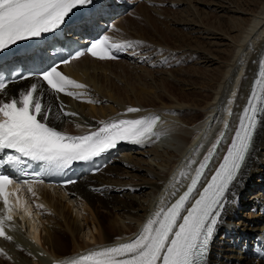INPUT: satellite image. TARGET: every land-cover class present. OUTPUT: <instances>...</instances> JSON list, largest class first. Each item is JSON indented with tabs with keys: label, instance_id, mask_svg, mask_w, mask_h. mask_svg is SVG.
Listing matches in <instances>:
<instances>
[{
	"label": "bare ground",
	"instance_id": "obj_1",
	"mask_svg": "<svg viewBox=\"0 0 264 264\" xmlns=\"http://www.w3.org/2000/svg\"><path fill=\"white\" fill-rule=\"evenodd\" d=\"M180 1L170 5L178 6ZM187 1L189 8L185 13L189 15L191 10L192 18L187 16L186 20L173 17V22L160 16L164 14L163 9L147 7V2L162 5L163 0H145L137 3L129 13L119 14L111 23L113 29L107 34L123 42L142 41L143 44L132 46L135 56H124L115 62L80 57L65 64L62 67L65 74L86 85L84 89H71L84 94L80 99L63 93L57 96L45 86L41 88L45 105H50L53 110L50 124L62 130L68 128L71 132H83L94 129L101 121L117 119L128 107L137 106L142 111L159 114V130L175 132V141L153 138L152 142L144 145L130 142L120 145L125 149L132 146L130 149H143L140 154H144L146 159H132V154L120 158L114 148L115 154L109 165L65 189L49 190L34 183L31 187L35 196L27 189H20L18 196L27 202L25 207L31 213L28 215L24 211L23 216L27 215L32 220L34 232L44 221L41 231L46 236H42L39 230L38 237L32 235L37 242L33 245L21 233L9 230L12 240L0 239V264H8L6 261L9 264H49L54 258L69 264L81 254L134 239L158 206H166L174 200L175 197L168 194L175 190L171 187L173 177L181 179L179 172L190 160L201 158L223 129L224 122L229 120L228 134L220 145L223 149L218 151L214 163L216 167L248 104L247 95L253 78L264 65V0H212L215 7L206 11L205 18H201L195 7L211 8L206 1ZM170 26L179 27L180 33L168 29ZM262 38L263 45L254 51ZM149 44H154L151 45L153 51H149ZM147 61L149 65H145ZM182 61L195 62L196 67L192 70L179 67L176 70L178 76L168 70L172 64L178 66ZM152 65L157 70L149 69ZM32 83L42 85L36 78L7 85L0 98L18 95ZM175 84L179 88H175ZM88 99L99 106L82 103ZM60 108L78 115L65 117ZM202 115L205 118L201 120ZM261 121H264V114ZM201 144L204 147H199ZM262 150L264 122L257 127L253 150L242 176L227 194L230 202L226 204L221 223L209 244L205 264H264V259L251 257L249 249L257 239L264 243V212L259 209L264 208V191L255 192L253 186L262 178ZM184 185L185 181L177 184L176 188L180 191ZM138 188L144 190L145 196L139 194V200L134 192ZM111 191L123 196L113 197ZM248 200L258 219L238 227L236 221L240 206L242 201ZM10 201L14 204L16 197L12 196ZM37 205L43 207L38 208ZM64 211L68 216L74 212V218L70 220ZM81 222L84 226L80 225ZM89 223L95 233L87 238L91 243L83 240V236H87L83 230H89ZM220 232L223 236L220 242H216L215 236ZM80 234L81 240L78 239ZM225 236H229V241L224 242ZM238 238L243 240H239L242 245L237 243ZM69 242L73 249L71 256L68 254ZM4 258L6 261L2 262Z\"/></svg>",
	"mask_w": 264,
	"mask_h": 264
},
{
	"label": "snow or ice",
	"instance_id": "obj_2",
	"mask_svg": "<svg viewBox=\"0 0 264 264\" xmlns=\"http://www.w3.org/2000/svg\"><path fill=\"white\" fill-rule=\"evenodd\" d=\"M91 3L93 0H0V51L18 41L55 32L67 22L76 8ZM108 40L105 36L90 42L85 51L75 52L71 59H78L87 53L98 60H113L117 58L115 50L143 44L142 41H125L110 45ZM260 77L251 92L248 106L239 117L226 155L221 158L222 162L206 184L202 180L228 134L227 121L205 150L202 159L190 160L178 174L181 179L173 177L171 187L175 190L168 194L175 197L174 201L166 206H158L134 239L90 251L69 264H204L209 244L221 223L226 204L230 202L227 194L242 176L253 150L257 127L264 122L260 119L264 114V71ZM37 79L42 80L43 85L32 83L18 95L0 98V154H3L0 156V168L10 166L24 177L28 173L23 166L30 161L41 164L43 174H47L52 170L69 168L77 161L93 160L116 148L122 141L144 145L164 134L158 128L160 117L147 115L138 119L101 121L102 126L95 131L69 135L50 124L53 110L50 105H45L41 88L46 86L57 96L63 93L80 99L84 94L71 89H84L86 85L63 74L57 66L40 73ZM6 87V84L0 83V93L5 92ZM85 102L95 101L88 99ZM141 111L137 107L126 109V113ZM60 112L65 117L78 115L64 108H60ZM228 114H232L230 110ZM199 147L204 146L201 144ZM39 175L41 173L35 174L37 177ZM183 181H187V184L185 190L180 192L176 185ZM37 182L43 181L16 180L0 173V201L4 208V215L0 216V237L12 240L5 228L13 220L14 210L24 209L26 214L31 215L25 207L27 202L17 193L20 192L19 185H27V191L35 196L31 184ZM13 184L18 187L9 191ZM12 196H16L14 204L9 199ZM164 200L166 197L162 198V204ZM37 207L42 208L43 205Z\"/></svg>",
	"mask_w": 264,
	"mask_h": 264
},
{
	"label": "rangeland",
	"instance_id": "obj_3",
	"mask_svg": "<svg viewBox=\"0 0 264 264\" xmlns=\"http://www.w3.org/2000/svg\"><path fill=\"white\" fill-rule=\"evenodd\" d=\"M164 2H163V4L162 5H152V4H150V2L148 3L147 2V7L148 8H150V9H163L164 10V14L162 15V14H160V16H163V17H166L165 19H169V20H172L173 22H175L174 20H173V17H179V18H177L178 20L181 18V19H184V20H186L187 19V16H189L188 17V19H190V17L192 18V15H191V10L189 11L190 12V14L188 15V14H186L185 12L188 10V8H189V6H188V4H189V2L187 1V0H181L180 2H179V5L178 6H176L175 4H174V7H173V5H170V3H172V2H177V1H179V0H163ZM203 1H206V3H207V5H210L211 6V8L209 7V8H207V6H196L195 7V10H197V11H199V13H200V15H201V18H205V14L208 12V10L210 11L212 8H214L215 6H213L214 4H215V2L213 3V1L212 0H203ZM213 4V5H212ZM192 6H194V4H193V2H192ZM191 6V7H192ZM167 8H168V10H167ZM133 9H135L134 7H132V9L130 10V11H132ZM186 10V11H185ZM170 11V12H169ZM173 11V12H172ZM201 11V12H200ZM207 11V12H206ZM152 12H154V11H152ZM184 12V13H183ZM169 13V14H168ZM127 14V13H126ZM158 15H159V13H157ZM183 16V17H182ZM185 16V17H184ZM210 17H213V16H208V18H210ZM180 19V20H181ZM171 21V22H172ZM178 22V21H177ZM180 22V21H179ZM149 26V25H148ZM147 26V28L148 29H150L149 27ZM182 26V22L180 23V26L179 27H181ZM179 27H172V26H170V28H168V29H170L171 31L173 30L175 33L177 32V33H180V31H179ZM183 31H185V30H183ZM182 33V32H181ZM183 34H185V32H183ZM262 41H263V38L262 39H260L257 43H256V46H258V47H256V48H254V51H255V49L256 50H258L262 45H263V43H262ZM151 45H154V44H149L148 45V47H150V49H149V51H153L154 50V48L151 46ZM156 46V45H155ZM157 47H161V46H159V45H157ZM205 47V46H204ZM149 57H151V55L149 56ZM172 61V60H171ZM177 61V60H176ZM149 61H147V62H145V65L147 64V65H149L150 63H148ZM144 65V64H143ZM153 66V65H152ZM149 67V69H151V70H157V67L154 65L153 67ZM165 67H166V65L164 66V69H165ZM179 67H183V68H187V69H189V70H192V69H194L195 67H196V63L195 62H192V63H190V62H186V61H182L178 66H174L173 64L171 65V66H169V68H168V70L169 71H171V72H175V76H178V73H177V71L176 70H178V68ZM133 78H136V75L133 77ZM149 80V79H148ZM120 81H122V80H120ZM142 82H144V80L142 81ZM179 88V86L177 85V84H175V88ZM82 103H85V101H82ZM88 104H92V103H88ZM94 105H97L96 103H93ZM103 105H105V104H103ZM98 106H99V104H98ZM201 117V116H200ZM205 118V116L204 115H202V118H201V120L202 119H204ZM68 120V119H67ZM129 150V151H128ZM127 151H124V153L123 154H121L120 153V155H118V156H120V158H122L125 154H128V155H131V158L132 159H135V157L136 158H143V160H145L146 159V157L144 156V154H140L141 153V151L143 150H138V149H128ZM145 151V150H144ZM143 152V151H142ZM262 153H264V150H262ZM121 155H123V156H121ZM148 163L150 162L148 159L146 160ZM264 161V160H263ZM151 163V162H150ZM149 163V164H150ZM144 165H146V164H144ZM151 166L153 165V163H151L150 164ZM154 166V165H153ZM261 167V170H262V175H261V180H258L257 182H255L254 184H253V186H254V191L256 192V191H261V192H263L264 191V163L260 166ZM139 175L141 176V175H143L142 173H139ZM119 180H123L122 178H119ZM118 180V181H119ZM138 190V191H137ZM136 191H134L135 192V194L137 193V199L139 200V194L142 196V197H145L143 194V192H144V190H141L140 188H138ZM134 192H133V194H134ZM117 194H119V195H117ZM56 195V194H55ZM111 195H113V197H117V198H119V197H121V196H123L122 194H120V193H113L112 191H111ZM63 202V201H62ZM250 206L251 207H253L251 204H250V200H248V201H242V204H241V206H240V210H239V213H238V219H237V221L236 222H238V227H240V226H242V225H244V224H247V223H253V221H255V220H257L258 218L256 217V212L253 210V212L251 213V210H250ZM262 212H264V208L263 207H260L259 208ZM64 213L68 216V213L66 212V211H64ZM69 219L70 220H72L73 218H74V212H72L69 216ZM44 222V221H43ZM43 222L41 223V224H39L40 226H39V229H38V231L40 230V232L42 233V236H46V233H44L43 231H41L42 230V228H43ZM83 223L84 222H81L80 223V225L81 226H84L83 225ZM88 227H89V232L88 231H86V228H84V230H83V232L87 235L86 236V238L83 236V240H85L87 243H91L90 241H88V237H90V235L92 236V235H95V233H94V231H93V226H92V224H90L89 223V225H88ZM92 227V228H91ZM88 232V233H87ZM93 232V233H92ZM83 234V233H82ZM82 234H80L79 236H78V239L79 240H81L82 238H79V237H82ZM223 236V234H222V232H220V233H218L216 236H215V241L216 242H220V239H221V237ZM229 236H225V241L224 242H227V241H229ZM239 240L240 241H243L241 238H238L237 239V243L238 244H240L239 243ZM85 242V243H86ZM71 242H69V249H68V254H69V256H71V252H72V246H71V244H70ZM86 243V244H87ZM243 243V242H242ZM240 245H242V244H240ZM246 253L248 254V252L246 251ZM81 255H83V254H81ZM233 255H235V253L233 254ZM68 256V257H69ZM6 258H4V259H2V262H4V261H6L5 260ZM5 263H8L9 264V262L8 261H6Z\"/></svg>",
	"mask_w": 264,
	"mask_h": 264
}]
</instances>
